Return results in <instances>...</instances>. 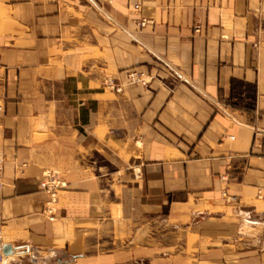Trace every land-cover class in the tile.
<instances>
[{"label": "crops", "instance_id": "obj_1", "mask_svg": "<svg viewBox=\"0 0 264 264\" xmlns=\"http://www.w3.org/2000/svg\"><path fill=\"white\" fill-rule=\"evenodd\" d=\"M93 1L0 0V264H264V0Z\"/></svg>", "mask_w": 264, "mask_h": 264}, {"label": "built area", "instance_id": "obj_2", "mask_svg": "<svg viewBox=\"0 0 264 264\" xmlns=\"http://www.w3.org/2000/svg\"><path fill=\"white\" fill-rule=\"evenodd\" d=\"M91 4H95L93 0H88ZM135 8H138V5L136 4L134 6ZM145 21L142 20L139 22L140 25L144 24ZM198 26L195 27V30L198 31ZM146 77L137 71H130L127 74V81L130 83H137V82H144ZM103 85L110 90L119 91L121 89L119 84H116V82L110 78L107 77L103 80ZM2 170H3V156L0 152V187L3 184V178H2ZM65 187V182L61 178V176L53 170H44L42 173V178L40 181V189L47 193L48 199L44 205L43 213L48 216L49 218H52L56 211V206L58 203V198L60 195L61 190ZM0 244H1V223H0Z\"/></svg>", "mask_w": 264, "mask_h": 264}, {"label": "water", "instance_id": "obj_3", "mask_svg": "<svg viewBox=\"0 0 264 264\" xmlns=\"http://www.w3.org/2000/svg\"><path fill=\"white\" fill-rule=\"evenodd\" d=\"M2 253L5 255H9L13 253V248L12 246L8 245V244H4L1 247Z\"/></svg>", "mask_w": 264, "mask_h": 264}]
</instances>
